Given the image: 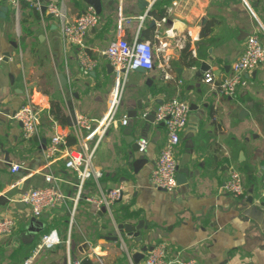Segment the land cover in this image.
I'll return each mask as SVG.
<instances>
[{
  "label": "crops",
  "instance_id": "crops-1",
  "mask_svg": "<svg viewBox=\"0 0 264 264\" xmlns=\"http://www.w3.org/2000/svg\"><path fill=\"white\" fill-rule=\"evenodd\" d=\"M63 1L70 17L89 6L83 0ZM156 1L101 0L99 21L85 38L87 50L98 63L84 74L77 47L63 43L53 17L47 14L41 21L39 14L27 15L24 25L29 31L23 32L20 19L31 13V8L21 9L15 29L9 20L13 15L9 5L0 0V6H7L5 15L0 16V54L9 53L6 60H0V188L10 199L0 204V216L9 215L15 221L12 233L0 235V264L14 262L18 253L29 254L23 259L33 258L41 249L40 234L49 232L45 228L51 221L65 225L63 236L55 229L60 241L45 247L51 256L61 258L60 264H75L84 256L93 264H130L121 241L131 253L133 264H143L146 250L160 242L171 264L188 260L193 264H264V196L260 192L264 174V62L245 73L246 84L231 96L221 95L213 83L205 82L206 69H200L205 62L216 79H223L243 51L248 34H258L264 45V0H176L175 5L171 4L173 0H166L162 28H171L184 38L187 53L182 55L183 46L169 49L166 70L155 59L151 69L128 71L114 119L94 150L92 163L101 171L100 178L84 180L73 212L68 199L37 218L44 222L39 232L28 229L32 217L28 208L11 201L20 192L44 183L42 172L37 170L43 164L41 139L47 142L59 131L73 135L68 121L61 124L49 113L51 98L59 100L69 121L71 110L74 115L81 113L95 121L104 117L109 97L107 89L100 87L113 73L106 57L96 50L115 37L118 13L129 18L123 24L125 39L138 36L153 40L155 25L151 21L158 17L151 11H158L154 8ZM148 8L149 12L139 19ZM57 72L67 79L58 88L54 80ZM28 95L43 106L36 140L24 139L20 123L9 118ZM173 96L189 104L175 157L178 166L186 167L191 174L185 186L163 190L151 186L148 176L166 139L164 125L155 122L154 114L139 119L131 134L136 142L147 140L143 151L132 150L122 129L131 121L129 113L137 109L138 101L144 114ZM122 117L127 118L125 125L119 122ZM94 141L96 137L89 144ZM68 144L75 146V139ZM12 163L22 168L11 172ZM51 167L64 180L62 190L73 196L76 175L62 161ZM231 167L242 177L243 192L236 197L224 188ZM118 185L122 193L111 215L96 210L94 203L85 199ZM139 221L138 242L116 228L119 222L136 226ZM84 242L89 243L87 249L81 247ZM143 247V257L135 263L132 255Z\"/></svg>",
  "mask_w": 264,
  "mask_h": 264
},
{
  "label": "built area",
  "instance_id": "built-area-1",
  "mask_svg": "<svg viewBox=\"0 0 264 264\" xmlns=\"http://www.w3.org/2000/svg\"><path fill=\"white\" fill-rule=\"evenodd\" d=\"M1 1L9 5L15 17L17 28L23 3L28 8L37 11L41 21H43L45 15L49 14L54 18L60 30L63 43L77 47V59L82 73L87 74L96 67L98 60L96 57L90 55L85 44L87 32L99 21V13L92 6L89 5L78 15L70 17L63 0H51L47 2L43 0ZM171 4L175 5L176 0H173ZM42 6H44V11H41ZM144 15L145 13L139 15L138 18L142 20ZM127 22H129V18L122 17L118 13L115 37L109 40L103 49L96 50L106 57L108 63L111 65L114 78V87L109 96L107 113L96 121L81 113L74 115L75 122L71 125L70 132L74 136L75 146L67 143V132L59 131L54 133L42 148L43 164L37 169L42 172L44 183L24 190L17 197L11 199V201L23 203L35 218H40L45 212L67 202L68 199L72 201L73 212L77 200L81 196L84 180L89 177H94L96 180L100 178L101 171L96 169L92 163L94 150L98 139H100L107 126L114 119V114L120 101L123 81L128 71L138 67L151 69L154 66L155 59L158 60L159 66L163 70H166L169 60L168 50L180 48L184 44V38L177 35L173 29L162 28L165 22L164 16L154 19L153 40L138 38V36H135L130 41L125 39L123 37V24ZM262 62H264V45L260 42L258 34L252 32L247 35L243 51L233 61L229 72L223 79H216L211 70L206 69L203 71V80L213 83L221 95L231 96L236 92L237 87L246 84L245 73L251 71ZM164 73L167 76V73ZM42 110L43 106L33 100L31 95H28L25 101L9 114L10 119L20 123L21 135L24 139L29 140L34 134H37L40 123L39 114ZM188 112V102L176 96L163 100L154 109L155 122L163 123L166 132L165 142L159 150L148 176V182L154 188L172 190L176 186L178 162L175 157V147L179 142L180 132L186 124ZM119 122L125 125L127 118L122 117L119 119ZM94 137H96V141L91 146L89 141ZM137 144L138 150L143 151L147 140L140 138L137 140ZM56 161H62L64 167L70 169L76 175L75 193L71 197L62 190L61 182L64 181L63 178L51 167ZM21 168L22 165L12 163L10 171H19ZM16 183L17 181L12 186ZM224 188L235 197L242 194V177L237 169L229 168ZM260 192L264 196V174L261 177ZM121 193L122 186L118 185L101 192L99 196L85 197V199L92 201L96 210L103 209L111 215L112 206L121 197ZM2 194L5 195L4 191L0 188V195ZM14 225L15 221L11 216H0V235L12 233ZM59 241V235L53 229L47 233H43L39 237L38 246L51 247ZM121 244L129 263L133 264L131 253L123 241H121ZM165 252L166 249L163 242L154 244L146 250L143 264H171L165 258ZM177 264H193V261H177Z\"/></svg>",
  "mask_w": 264,
  "mask_h": 264
},
{
  "label": "water",
  "instance_id": "water-1",
  "mask_svg": "<svg viewBox=\"0 0 264 264\" xmlns=\"http://www.w3.org/2000/svg\"><path fill=\"white\" fill-rule=\"evenodd\" d=\"M85 3H87L88 5L92 6L96 12H100L101 11V0H83ZM143 5H146L148 3L146 2H142ZM5 11H7V6L6 5H1L0 6V16H4L5 15ZM41 11H44V6L41 7ZM149 12V8L145 11V14ZM48 16H50L48 14ZM154 20L151 21V24H153ZM13 45L15 46V43H13ZM8 52H2L0 54V60H6L7 57H8ZM108 69L111 71V65L108 64L107 65ZM209 68V65L205 62H202L201 63V66H200V69L201 70H204V69H208ZM138 70H141V71H144L143 68L141 67H138L136 68ZM224 78V76H223ZM54 80L56 82V88L60 87V86H63L67 83V79L66 77L61 73V72H57L55 75H54ZM141 110H142V104L139 103L138 101V105H137V109L136 110H132L130 113H129V117L131 118V121L129 122V124H127L126 126L123 127L122 131L123 133L125 134V140L128 142V143H131L132 145V150H138V144L136 142V140H134V136L131 134V131L133 129V127L137 126L138 123H139V119L143 118V119H149L147 118V114H151L153 115L154 114V111L153 110H150L149 113H141ZM70 115H71V121L68 120V123L69 125H72L74 124L75 122V117H74V113H73V110L70 111ZM163 124V123H162ZM127 136H129L128 138L130 139H127ZM38 138V135L37 134H34L32 136V139L36 140ZM41 148L44 147V144L46 142V139L45 138H42L41 139ZM191 172L188 171V169L184 166H178L177 167V174H176V185H184L186 184L187 182V176L190 175ZM10 202V199L9 197H7L6 195L2 194L0 195V204H5V203H8ZM15 203V205L17 204H23L19 201H13ZM243 206H245V203H243ZM249 209V207H248ZM250 210V209H249ZM141 225V221H139L138 225L136 226H133L132 224L130 223H122V222H119L116 224V228L117 229H120V230H124L126 231L128 234L132 235L133 237V240L135 242H138L140 241L141 239V236L139 234V230L137 229L139 226ZM44 227V222L38 220L37 218L35 217H30L29 219V225H28V229L31 231V232H39L43 229ZM113 235H115V230L112 231ZM89 246V243L88 242H84L82 244L81 247H83L84 249H87ZM79 250H81V248L79 247L78 248ZM146 247H143L142 251H136L133 253V261L135 263L139 262V260L143 257V251H145Z\"/></svg>",
  "mask_w": 264,
  "mask_h": 264
},
{
  "label": "trees",
  "instance_id": "trees-1",
  "mask_svg": "<svg viewBox=\"0 0 264 264\" xmlns=\"http://www.w3.org/2000/svg\"><path fill=\"white\" fill-rule=\"evenodd\" d=\"M27 5L25 3L22 4V8H26ZM155 9H157L158 11H151V13L160 18L162 16H166L167 15V6H166V0H157L154 6ZM30 9V8H29ZM30 11H32L31 13L28 14H23V16L20 19V24H21V29L23 30V32H28L29 31V27H26L24 25V22L26 21L27 15H33V16H37L38 12L31 9ZM208 31V29H207ZM143 38V37H140ZM187 49H188V45H184L181 49V53L184 56V53H187ZM189 53V52H188ZM192 62V60L188 61V64H190ZM49 113L54 117V119L61 123V124H65L66 121H68V118L66 117V115L63 112V109L61 107V104L59 102V100L55 99V98H51L50 100V107H49ZM66 141L68 143H72L74 141V136L71 134H67L66 136ZM77 264H93L92 260L90 258H88L87 256H84L82 258H80L78 260Z\"/></svg>",
  "mask_w": 264,
  "mask_h": 264
},
{
  "label": "rangeland",
  "instance_id": "rangeland-1",
  "mask_svg": "<svg viewBox=\"0 0 264 264\" xmlns=\"http://www.w3.org/2000/svg\"><path fill=\"white\" fill-rule=\"evenodd\" d=\"M9 20H10V23L14 26V28L17 29L14 15L10 14ZM113 87H114V78L108 77L106 79V81H104V83L101 85L100 88L107 89L106 95H107V97H109L112 93ZM109 126H110V124L107 126L106 130L109 129ZM64 226L65 225H63L62 223H59V222L57 223V222L51 221L46 226L45 232L51 231L53 229H59L58 231L60 232L61 236H63L62 234L64 231ZM42 234L43 233H41L40 235H42ZM39 236H37L36 241H37ZM27 254L28 253H25V252L22 253V255H20L18 253V255L15 257L14 262H5L4 264H14V263H16V264H55V261H58L57 264H60L59 262L61 261L60 257L55 256L56 257L55 258L54 256H51L48 249L45 247H41V249L38 251V253H36L35 256L33 255L34 256L33 258L31 257V259H29L27 257L28 259L27 258L23 259V256H25ZM27 256H29V254ZM31 256H32V254H31Z\"/></svg>",
  "mask_w": 264,
  "mask_h": 264
}]
</instances>
